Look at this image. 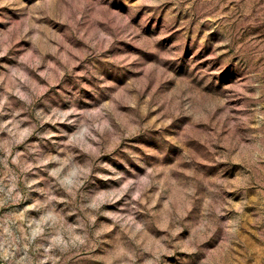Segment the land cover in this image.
<instances>
[{"label":"rangeland","instance_id":"374dc122","mask_svg":"<svg viewBox=\"0 0 264 264\" xmlns=\"http://www.w3.org/2000/svg\"><path fill=\"white\" fill-rule=\"evenodd\" d=\"M0 264H264V0H0Z\"/></svg>","mask_w":264,"mask_h":264}]
</instances>
